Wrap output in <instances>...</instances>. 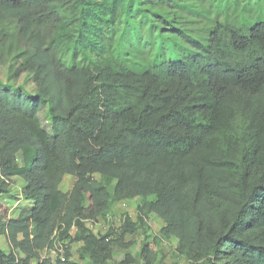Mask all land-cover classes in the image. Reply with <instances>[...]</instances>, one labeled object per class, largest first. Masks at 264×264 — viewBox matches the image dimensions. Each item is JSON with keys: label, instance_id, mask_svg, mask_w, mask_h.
<instances>
[{"label": "trees", "instance_id": "trees-1", "mask_svg": "<svg viewBox=\"0 0 264 264\" xmlns=\"http://www.w3.org/2000/svg\"><path fill=\"white\" fill-rule=\"evenodd\" d=\"M3 68L0 196L22 178L33 207L11 219L0 201V264H75L72 247L42 259L58 230L88 264L129 235L165 264L151 214L190 264H264V0H0ZM135 199L119 231L89 226Z\"/></svg>", "mask_w": 264, "mask_h": 264}, {"label": "rangeland", "instance_id": "rangeland-1", "mask_svg": "<svg viewBox=\"0 0 264 264\" xmlns=\"http://www.w3.org/2000/svg\"><path fill=\"white\" fill-rule=\"evenodd\" d=\"M198 27V26H197ZM0 82H7V74L6 69L3 68L0 70ZM17 85H22V87L28 91L33 93L35 91V84L33 79L30 75H24L19 81H17ZM39 118L41 121V125L44 130L51 133V124L47 117L45 111L39 114ZM19 160L20 155H19ZM96 179H100L99 176H95ZM75 182V177L71 175H67L63 183L61 185V189L64 192L71 191ZM24 181L22 178H16L13 180L12 185L9 189V193L6 195L0 196V201L9 209V217L11 219H16L20 213H29L33 207V203L24 199L23 192H24ZM141 200L135 199L133 201H123L117 202L112 205L108 214L100 218L98 221H90L89 226L93 229V231L97 234L103 235L105 234L110 228L115 229V231H119L123 218L125 214H128L134 220L137 219L138 210L137 207L140 205ZM147 224H148V242L153 243V249L155 251L160 250L161 254L165 256V264H173L178 262L180 264H190V262L186 259V257L180 255L177 251V240H162L159 238V234L161 229L164 226V222L159 219L156 215L151 214L147 216ZM76 233V228L73 227L69 233V237L73 238ZM59 230L56 233L57 236V243L55 249L61 250L66 249V247H72V258L71 260L75 264H88L86 259H81L80 257V249L81 244H74L70 241L69 238L60 239ZM157 243H156V241ZM127 242H133V246L129 250H122V249H114L113 253V263H118L119 261L123 260L125 254H131L135 259L136 262L134 264H145L142 258L139 255V245L143 241V236H136L133 237L131 235L126 237ZM0 247L5 251H9L10 246L6 236H2L0 238ZM48 256L52 255L49 251L47 252ZM54 254V253H53Z\"/></svg>", "mask_w": 264, "mask_h": 264}, {"label": "built area", "instance_id": "built-area-1", "mask_svg": "<svg viewBox=\"0 0 264 264\" xmlns=\"http://www.w3.org/2000/svg\"><path fill=\"white\" fill-rule=\"evenodd\" d=\"M47 252H49V251H47V250L44 251V253L42 254V259H45L48 256ZM50 252L52 253V255H50V257H52L53 259L57 258V257H59L62 261H64L66 259L65 249L64 250L61 249V250L57 251V249L54 248Z\"/></svg>", "mask_w": 264, "mask_h": 264}]
</instances>
